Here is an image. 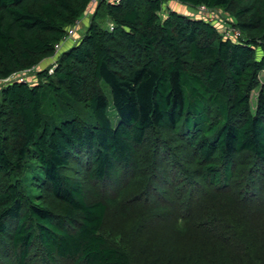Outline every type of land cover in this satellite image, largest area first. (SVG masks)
Returning <instances> with one entry per match:
<instances>
[{"label":"trees","instance_id":"trees-1","mask_svg":"<svg viewBox=\"0 0 264 264\" xmlns=\"http://www.w3.org/2000/svg\"><path fill=\"white\" fill-rule=\"evenodd\" d=\"M91 4L0 0V264H264V0H99L40 67Z\"/></svg>","mask_w":264,"mask_h":264},{"label":"rangeland","instance_id":"rangeland-1","mask_svg":"<svg viewBox=\"0 0 264 264\" xmlns=\"http://www.w3.org/2000/svg\"><path fill=\"white\" fill-rule=\"evenodd\" d=\"M170 5L173 6L174 5L173 2H171ZM182 8H184V7H182ZM188 10H190L192 13H195V14H206V16H210L211 19L218 21V23H222L223 27H226L227 25H229L231 23L232 18L227 13L222 12L220 10H208V9L206 10V9H201V7H197L195 9H188ZM97 21L99 24H101L104 27H108L110 25L109 19L103 15H99L97 17ZM81 33H83V32H80V34ZM58 54H59V51H57L53 57L44 60L41 63L40 67L44 68L46 66L53 64V62H55V59L58 56ZM36 70H38V67H33L30 71H23V72L17 74L15 77H17V78L24 77L27 81L33 82L36 80V76H35ZM260 78L262 81H264V72H262L260 74ZM257 93H258L257 89L254 90L252 93V109H253V111H255V109H256ZM106 94L108 95L109 100L111 101V95H110V91L108 89H106ZM160 210H161V208H160ZM162 217H166L167 222L170 220L171 223H174V216L170 215L169 212L167 214H163ZM180 225H182V224H180Z\"/></svg>","mask_w":264,"mask_h":264},{"label":"built area","instance_id":"built-area-1","mask_svg":"<svg viewBox=\"0 0 264 264\" xmlns=\"http://www.w3.org/2000/svg\"><path fill=\"white\" fill-rule=\"evenodd\" d=\"M98 1H99V0H92V4H97ZM112 1L118 3L120 0H112ZM200 7H201V9H206V10H207V8H205L204 6H200ZM80 22H81V19H79V20L76 22V24H75V25L69 30V33H68V35L65 37L63 43H62V44H59V45L57 46V51L60 50L61 46H62L66 41L74 40V36H75V33L77 32V30L79 29L78 27H79ZM111 27H112V25H111ZM223 33H224V35H225L226 37H235V36L238 37V36L241 35L240 30H239L234 24H231V23H230L229 25H227L226 27L223 28ZM30 70H31V69H28V70H25V71H30ZM52 71H53V69L51 68V69H50V72H52ZM16 75H17V74H14V75H12V76L9 77V78L4 79V81H8V80H10V79L14 78ZM20 80L24 81V80H26V79H25L24 77H20Z\"/></svg>","mask_w":264,"mask_h":264},{"label":"crops","instance_id":"crops-1","mask_svg":"<svg viewBox=\"0 0 264 264\" xmlns=\"http://www.w3.org/2000/svg\"><path fill=\"white\" fill-rule=\"evenodd\" d=\"M94 8H95V5L94 4H91L90 5V8H89L90 10L88 12H86L85 15L81 18V22H80L79 27H78L79 28L78 29L79 34H80V32H83L84 33L86 31L89 17L91 16ZM83 33H81V34H83Z\"/></svg>","mask_w":264,"mask_h":264},{"label":"water","instance_id":"water-1","mask_svg":"<svg viewBox=\"0 0 264 264\" xmlns=\"http://www.w3.org/2000/svg\"><path fill=\"white\" fill-rule=\"evenodd\" d=\"M95 5V4H94Z\"/></svg>","mask_w":264,"mask_h":264}]
</instances>
